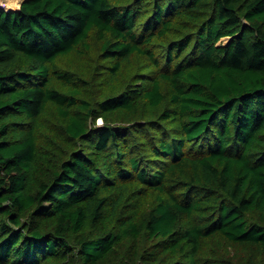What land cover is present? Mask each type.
I'll use <instances>...</instances> for the list:
<instances>
[{
    "label": "trees",
    "instance_id": "trees-1",
    "mask_svg": "<svg viewBox=\"0 0 264 264\" xmlns=\"http://www.w3.org/2000/svg\"><path fill=\"white\" fill-rule=\"evenodd\" d=\"M71 54L98 78L60 67ZM92 80L114 91L93 101ZM141 100L176 122L137 133L144 157L95 121ZM50 109L88 141L44 180ZM0 264H264V0L0 6Z\"/></svg>",
    "mask_w": 264,
    "mask_h": 264
},
{
    "label": "rangeland",
    "instance_id": "rangeland-1",
    "mask_svg": "<svg viewBox=\"0 0 264 264\" xmlns=\"http://www.w3.org/2000/svg\"><path fill=\"white\" fill-rule=\"evenodd\" d=\"M0 1H1L0 5H2V7L4 8H7L9 0H0ZM10 1L13 4H15L13 5V8L14 7L17 8L21 0H10ZM116 1H118L121 4L124 3V0H116ZM125 1L127 2L131 0H125ZM243 21L244 23H248V21L245 18H243ZM230 39L231 37L224 36V37H221V39L218 42L228 43ZM166 44H167V41H165L164 39L156 40L153 43L154 46L160 45L157 47V50L161 51L162 53H164L165 51ZM85 60H88L89 64L83 63L82 58H79L75 54H71L67 57L61 58L60 67L73 68L76 71L77 75L79 76L83 75V71H86L87 69L91 68V73L93 74L91 79H93V77L98 78L100 74V69L103 65L101 64L100 59L89 55L87 56ZM135 71H138V68H135ZM131 77L132 75L130 73V78L128 80H131ZM121 80H125V78H122ZM91 84H92L91 92H92L93 101H96L97 99H100V98H104L105 96L112 94V92L114 91L112 86L105 87L101 83H97L94 80L91 81ZM88 85L90 86V83ZM125 85H127V82ZM145 85H147V83L141 84L140 81H136L135 83L131 81L129 85V90L140 95L142 90L145 88ZM169 106L170 104L168 103L167 100H165L162 104L158 106H151L150 104L146 103L145 100H141L139 109L136 112L127 113L123 111H117V112L110 113L108 115V119H106L104 115L102 116L101 114H98L100 115L98 116L96 113L95 115H97L98 117L96 118L95 121L96 123H99V125L108 124L111 126H119L122 131L124 130L125 133L128 132V135L131 138H134L135 143L140 147V154H142V156L144 157V152L146 154L148 153L146 152L144 148L145 146L144 142H142V144L139 145V143L143 140H140L139 142L137 133L138 132L143 133V134L148 133L149 135L147 134L145 135L151 138H156L157 136L152 135L153 130L151 129V127H155V128L157 127L158 131L165 129L166 132L170 133L172 129L175 128L176 122L173 120H166V118L162 117L163 111L167 109ZM50 111L52 113L49 112V113H45L44 115H42L43 122L47 123L51 128L49 132L45 131L43 132V134L41 133L42 143L40 146V153L42 156H44L48 160V163L43 165L45 168V175H42L41 179H44V180H50L53 178L54 170L60 169L62 160L65 159L66 157H69L73 150H85L84 148L87 146L86 142L88 141L82 137L74 138L70 136L67 133L65 129V124L63 123L61 118L56 113H53L52 109H50ZM93 120H94V117L91 116L88 121L89 123H92ZM20 121L21 122L25 121V119L24 120L19 119V122ZM26 122L28 123V126H30V124L32 123L29 121H26ZM14 134H16V131L11 130L10 136H13ZM96 137H97L96 134L90 135V138L93 141L96 140ZM141 146L143 147L144 152ZM112 148L115 149L114 147ZM116 150L122 151L124 150V148L122 145H119V147L117 146ZM136 153H139V151H136ZM99 163H100L99 164L100 169L105 171L106 164L102 162L101 160ZM108 191L105 192L106 195H108ZM113 192L117 193V190H111L110 194H112ZM196 217L198 219L203 218V216L202 217L196 216ZM26 218L27 217H24V219ZM78 240L79 238L77 234H74L70 237V246L72 248L71 250L72 253H77ZM221 247H222L221 245H218L217 247H215V249L219 251Z\"/></svg>",
    "mask_w": 264,
    "mask_h": 264
},
{
    "label": "bare ground",
    "instance_id": "bare-ground-1",
    "mask_svg": "<svg viewBox=\"0 0 264 264\" xmlns=\"http://www.w3.org/2000/svg\"><path fill=\"white\" fill-rule=\"evenodd\" d=\"M21 1H22V0H21ZM21 1H20V2H21ZM0 2H1V1H0ZM17 2H18V1H17ZM13 5H15V4H13V3L9 0V3H8V5H7V8H9V7H10V8H11V7L13 8ZM19 5H20V4H19ZM0 6H2V5H0ZM14 8H15V7H14ZM17 8H18V7H17Z\"/></svg>",
    "mask_w": 264,
    "mask_h": 264
},
{
    "label": "water",
    "instance_id": "water-1",
    "mask_svg": "<svg viewBox=\"0 0 264 264\" xmlns=\"http://www.w3.org/2000/svg\"><path fill=\"white\" fill-rule=\"evenodd\" d=\"M23 1V0H22ZM22 1L20 2V4L22 3ZM4 8V7H3ZM4 9H10V8H4Z\"/></svg>",
    "mask_w": 264,
    "mask_h": 264
},
{
    "label": "clouds",
    "instance_id": "clouds-1",
    "mask_svg": "<svg viewBox=\"0 0 264 264\" xmlns=\"http://www.w3.org/2000/svg\"><path fill=\"white\" fill-rule=\"evenodd\" d=\"M19 6H20V5H19ZM19 6H18V7H19ZM98 124H99V123H98Z\"/></svg>",
    "mask_w": 264,
    "mask_h": 264
}]
</instances>
